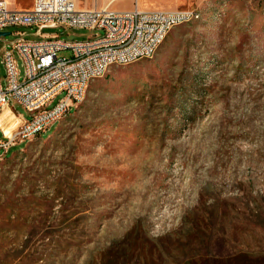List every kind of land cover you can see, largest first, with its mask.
I'll return each mask as SVG.
<instances>
[{"label":"rangeland","instance_id":"rangeland-1","mask_svg":"<svg viewBox=\"0 0 264 264\" xmlns=\"http://www.w3.org/2000/svg\"><path fill=\"white\" fill-rule=\"evenodd\" d=\"M198 7L153 57L111 66L68 114L0 151V264H264V0ZM4 31L0 48L38 39ZM18 114L0 112L5 134Z\"/></svg>","mask_w":264,"mask_h":264},{"label":"built area","instance_id":"built-area-1","mask_svg":"<svg viewBox=\"0 0 264 264\" xmlns=\"http://www.w3.org/2000/svg\"><path fill=\"white\" fill-rule=\"evenodd\" d=\"M198 9L80 10L76 0H34L30 9L20 10L10 9L0 0V32L10 26H24L38 37L32 40L26 37L29 34L16 32L18 37L0 48L5 67L4 80L0 77V112L14 103L29 113V118L18 114L16 128L9 134L0 127V151L5 153L14 142L39 135L60 113L70 112L85 98L88 82L107 72L110 60L123 65L153 57L156 42H163L175 26L186 23V16H194ZM45 28H80L92 33L84 39L68 40L60 34L44 33ZM60 51L70 55L58 57ZM60 93L63 97L48 107Z\"/></svg>","mask_w":264,"mask_h":264},{"label":"crops","instance_id":"crops-1","mask_svg":"<svg viewBox=\"0 0 264 264\" xmlns=\"http://www.w3.org/2000/svg\"><path fill=\"white\" fill-rule=\"evenodd\" d=\"M10 9H18L11 7L9 0H3ZM206 0H128L124 7L120 4L122 0H76V6L80 10H91L107 8L109 10L127 11L134 7L144 11L161 10L166 12H174L188 8L198 7L205 3Z\"/></svg>","mask_w":264,"mask_h":264},{"label":"bare ground","instance_id":"bare-ground-1","mask_svg":"<svg viewBox=\"0 0 264 264\" xmlns=\"http://www.w3.org/2000/svg\"><path fill=\"white\" fill-rule=\"evenodd\" d=\"M201 16V12L200 10L198 9L197 13L194 14V16H186V23L190 22V21H194V20H197L199 19ZM162 42H156V47H154V54L156 52V50L158 49V47L160 46ZM143 58H151V57H143ZM142 58V59H143ZM126 64H129V63H124L123 65H126ZM113 65H119V60H110V67L113 66ZM99 78V77H97ZM95 79V78H92L91 81ZM90 81V82H91ZM90 82H88V85H87V89L89 87V84ZM5 108V107H4ZM4 108L2 109V111L4 110ZM69 112H63V113H60V115L57 116V118L54 120V122H57L59 119H61L62 117H64L66 114H68ZM9 134V133H8Z\"/></svg>","mask_w":264,"mask_h":264},{"label":"water","instance_id":"water-1","mask_svg":"<svg viewBox=\"0 0 264 264\" xmlns=\"http://www.w3.org/2000/svg\"><path fill=\"white\" fill-rule=\"evenodd\" d=\"M8 34H10V32H7V31L0 32V36H6Z\"/></svg>","mask_w":264,"mask_h":264}]
</instances>
